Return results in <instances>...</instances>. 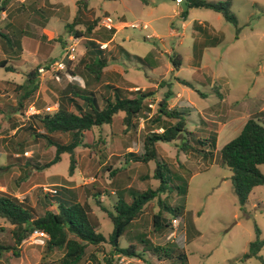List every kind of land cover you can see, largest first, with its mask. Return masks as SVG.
<instances>
[{
    "label": "rangeland",
    "instance_id": "rangeland-1",
    "mask_svg": "<svg viewBox=\"0 0 264 264\" xmlns=\"http://www.w3.org/2000/svg\"><path fill=\"white\" fill-rule=\"evenodd\" d=\"M176 3L180 2L27 0L21 4V22L14 33L8 35L11 45L18 47L25 36L26 48L37 41L43 42V48L37 63L15 65L10 62L8 65L13 70L0 67V76L19 83L26 80L27 72L40 66L42 69L38 70L35 81L38 86L40 82L41 87L37 88L38 93L36 90L28 100L22 101V105L7 99L8 96L0 105L1 192L23 200L35 216L47 209L55 210L56 197L64 202H71L75 197L93 210L92 219L99 220V231L107 237L113 225L107 213L97 205L92 192L100 191L99 200L112 209L120 195L128 196L132 190L140 192L159 185V180L153 176L155 161L143 164L129 157L125 160L123 154L142 151L143 138L149 130L147 121L140 118L147 115L143 112L127 134L122 132L121 113L111 124L85 132V142L89 147L83 145L75 149L76 164L72 175H69L68 153H63L57 163L40 168L54 156L55 148L48 147L40 136L43 129L38 119L33 118L36 113L28 112V107L39 109L41 116L46 112V106L52 107L47 112L56 110V102L71 107L67 100L72 96L69 84L86 85L93 90L100 105L106 95L112 96L113 89L107 84L124 91L128 90L127 87L139 86L130 88L131 92L153 90L155 94L145 101L153 104V107H148L152 113L156 112L158 103L169 90L167 103L172 104L169 108L182 107L186 129L203 138L212 133L213 127L202 124L200 120L210 119L213 115L218 125L231 114L243 118L253 114L252 118L264 125V0H230L236 26L208 8H187V0ZM185 8L188 16L182 18L178 13ZM74 17H80L81 23L74 26L80 30L86 29V22L90 19L99 18L91 34L97 46L100 42L107 43L101 53L107 63L99 79L84 68V64L94 57L88 51L91 50L88 42L68 33L66 24L71 23ZM105 17H110L113 25L120 22L126 25L116 31L114 26L108 30L102 23ZM198 20L206 28V33L201 31L199 34V29H193V23ZM213 36L217 40L211 42ZM0 41L4 43V40ZM70 45L77 48L74 56H80L73 67L75 74L68 73L65 67H48L53 61L67 63L66 50ZM172 53L180 56L181 64L177 69L170 61ZM179 79L191 85H185ZM160 82L163 86H157V90L149 88ZM213 88L221 92V98L211 94ZM10 94L13 92L7 95ZM20 94L19 90L17 95ZM13 112L17 114L10 118ZM217 114L223 120L217 118ZM163 120V125L174 121L169 118ZM140 123L145 127L141 128ZM182 134L185 139L177 137L170 142H157L161 146L158 157L166 163L162 167L165 192L148 201L119 238L121 247L136 245L141 258L116 254L114 262L262 264L257 256L243 255L248 252L249 243L256 238V228L260 231L259 237L264 239V184L254 187L241 206L231 182L232 172L220 164V150L206 157L202 152L190 149L185 153L181 142L190 140L191 135ZM235 134L219 136L217 148ZM56 139L67 141L69 138L60 135ZM125 140L132 144V149L124 150ZM190 142L193 147L201 148L194 140ZM111 152L118 154L109 155ZM100 163H103L101 168ZM259 169L264 175V164L259 165ZM89 176L93 179L89 180ZM49 187L57 190L55 197L46 194ZM157 213L160 214V225L156 229L153 215ZM173 218L177 219V224L172 223ZM13 228L0 218V244L10 245L17 252L14 255L12 250L4 251L0 264H37L41 259L47 264L59 261L63 250L47 251L42 237L29 236L16 245ZM152 247L159 250H146ZM107 251L106 245L99 246L97 251L93 245H88L81 263L94 264L93 254L102 262ZM258 255L264 258V245Z\"/></svg>",
    "mask_w": 264,
    "mask_h": 264
},
{
    "label": "trees",
    "instance_id": "trees-1",
    "mask_svg": "<svg viewBox=\"0 0 264 264\" xmlns=\"http://www.w3.org/2000/svg\"><path fill=\"white\" fill-rule=\"evenodd\" d=\"M81 1L85 2V0H79V3ZM186 5L187 8H208L220 13L225 21L232 22L234 26L237 25L236 17L230 11V0H187ZM187 8L180 12L182 18H185L188 14ZM79 18L74 17L71 23L66 24V28L68 33L74 34L77 38H83L86 43L88 42V48L91 47V50L88 51L93 53L94 57L84 64V68L95 79H99L102 69L107 63L106 57L101 54L104 50L100 48V43L102 42L97 46L95 39L91 37L99 18L87 21L85 30L74 29L76 24L81 23ZM111 29L113 28L108 30ZM0 39L4 40V43L6 42L12 48L11 38L1 30ZM76 52L77 48L75 49ZM96 53H100V55ZM79 57L74 56V59L67 58V63H64V67L68 73L75 74L73 67L79 62ZM170 61L175 69L181 64L180 56L175 53L170 55ZM0 67H4L6 70H13L11 65H7V61L0 62ZM38 73L37 68L31 69L27 72L24 83L18 85L21 93L18 104L22 105V101L28 100L37 90L38 83L35 78ZM178 81L185 85H191L185 80L179 79ZM107 86L113 89V97L106 96L101 105L93 90L86 85L81 87L79 84H70L69 90L72 96L67 97V100L71 107H66L64 104L61 105L59 103L53 112H45L43 116H41L40 112L34 114V120L38 119L43 129V133L40 136L45 139L48 147L54 146L55 148L54 156L40 168L44 169L57 163L63 153H68L70 155L69 175H72L76 164L75 149L83 145L89 147L85 142V132L91 131L94 127L111 124L114 117L119 113H121L123 132H127L130 127L136 125V121L142 112L149 110L148 103H145V100L151 98L154 95V91L137 89L131 92L129 90L124 91L122 88L110 84H107ZM159 86L161 87L163 84L160 82ZM169 95L170 91L168 90L158 103L156 112L150 117L152 119L151 122L158 126L157 129L161 128L162 130H148L143 138L142 151L140 153H126V160L129 157L130 160L143 164L155 161L153 176L159 180V185L156 188L150 187L140 192L132 190L128 196L120 195L112 209L101 203L99 200L100 191L92 192L97 205L102 211L107 213L112 222L113 229L107 237L99 231V224L97 223L99 220L95 217L96 221L92 219L93 210L86 203L76 200L75 197H73L75 201L72 199L71 202H64L56 197L54 198L55 210L47 209L41 215L35 216L32 210L24 205L23 200L10 193L0 191V218L14 226L12 236L15 244H20L34 230H41L46 234L43 239V246H45L47 251L63 250V254L56 264H82L81 261L88 245H93L96 251L99 246H108V251L105 253L102 262L98 261L97 256L93 254V259L96 260L94 264H116L114 262L116 254L141 258L134 244L121 247L119 238L124 233L127 225L142 211L148 201L165 192L164 184L166 180L162 173V167L166 163L159 159L156 143L170 142L177 137L185 139L182 134V132H185L191 137L189 138L190 140L186 138L187 141L181 142L183 152L186 153L190 149L194 152H202L205 157L211 154V152L205 153L206 150L203 146L205 143L213 141V139L195 137L196 133L187 130L185 119L182 116L185 113L175 106L172 108L168 107L167 98ZM78 101H81V103ZM164 118L173 119L174 121H170L168 125H163ZM192 133L194 137H192ZM60 135L64 138L67 136L69 139L67 141L56 139ZM192 140L196 144L201 145V148L193 147L190 142ZM220 164L232 172L231 182L233 189L238 203L243 206L253 188L264 184V175L259 169V165L264 164V125L254 118H249L241 131L221 147ZM46 194L55 197L58 193L56 190L55 194ZM153 225L156 229L160 225L159 213L153 215ZM256 233L255 240L249 243L248 252L244 253L243 256H257L261 263L264 264V258L258 255L264 245V239L259 237L260 231L258 228H256ZM8 250H12L13 254L17 255L12 246L0 244V257L4 251ZM146 250L158 251L159 248L152 247ZM37 264L47 263L41 259Z\"/></svg>",
    "mask_w": 264,
    "mask_h": 264
},
{
    "label": "crops",
    "instance_id": "crops-1",
    "mask_svg": "<svg viewBox=\"0 0 264 264\" xmlns=\"http://www.w3.org/2000/svg\"><path fill=\"white\" fill-rule=\"evenodd\" d=\"M26 1L27 0H1L0 1V24L5 21L4 24H2V26L0 28V30L2 32H4L7 35H10V34L14 33V30H16L17 25L21 22V16H23L21 14V12H20V9L23 7V6H21V4L25 3ZM182 2H183V0L180 3H182ZM18 3H19V5H18ZM180 3H176V4H180ZM45 4H47V2H45ZM180 12L178 13L179 16H180ZM187 16H188V14H187ZM125 25H126L125 22H120V23H118L116 25H113V26H114L115 31H116V30H119V29L123 28ZM193 25H194L193 29H195V30L199 29V34L202 33L201 31L206 33V28L203 27V24L200 23V20H198L197 22L195 21L193 23ZM182 27L185 28L186 26L183 24ZM21 40H22L21 41L22 43L20 41H18V43L20 42L19 43L20 44L19 47L13 46L12 48L6 42L2 43L0 41V62L7 61V65L10 62H13V64H15V65H18V64L20 65V63H23V65H25L26 62H29L30 64H34V63H37L39 61V53L41 52V48H43L42 47V43L43 42L37 41L33 46H31V47L29 46V48H26L25 43H24V41H26V37L24 36ZM216 40H217V38L215 36H213L211 38V42H214ZM202 43H204V41H202ZM14 44H16V42H14ZM37 67L39 68L40 66H37ZM24 81L17 83L13 79H9V78L4 79L2 76H0V105L3 103L2 100L5 99L4 98L5 96H8L7 99L11 98L14 103H18V100L21 97V96L17 95V93L20 90L18 85L24 83ZM68 86H70V84ZM136 86L127 87V89L130 90V88H135ZM157 86H159V83H155L154 86H150L149 88L154 87V89L157 90ZM40 87H41V85H40V82H39L38 89ZM137 87H139V86H137ZM38 89H37L36 93L39 92ZM9 92H13V94H10V96L7 95ZM210 92H211V94L221 98L222 94L216 88H213L212 90H210ZM15 94L17 96H15ZM154 94H155V92H154ZM199 94L201 96H205L204 93H199ZM106 96H109V94L106 95ZM14 103H12V104H14ZM59 103L62 105L61 102H56L54 104V105H56V108H57ZM170 106H172V104L168 103V107H170ZM180 109H182V107H180ZM37 110L40 111L39 109H37ZM0 112H1V110H0ZM143 113L147 114V115H142L140 118L143 117V120L147 121V127L149 128L150 131L162 130L161 128L157 129L158 126H156V124L154 122H151L152 119H150V117L153 114L152 112L147 110V111H143ZM257 113H259V112H257ZM16 114H17V112L11 113L10 118H13V116L16 115ZM252 115L253 114H250V115H247L246 117L243 118L241 116H236V115L231 114L230 116H228L226 118V121H225V120H223L221 115L217 114V118L221 117L222 120H223L219 125H218V122L213 120V118H215V115H213L210 119H201L200 122L202 124H205V125L209 124V125H211V127H213L212 133L209 134L207 137L203 138V137H200V136H196V137L201 138V139H206V138L211 139V140L213 139V141H211V142H209L207 144L206 143L204 144V146H205L204 149L206 150L205 153L211 152L210 156H212V154L215 151H219L221 149V147L226 142L229 141V140H225L224 144L222 146H220L219 148H217V143H218L219 136H222V135H225V134L227 135L228 133H231V134L232 133H236L235 135H237L241 131V129H242L243 125L245 124V122L249 118H252ZM171 122H173V121H171ZM150 123H152L151 126H149ZM211 123H213V124H211ZM140 125H141V128L145 127V125H142V123H140ZM140 125H139V128H140ZM153 125L156 126V127L152 128ZM227 127H228V129L226 130ZM122 132H123V130H122ZM196 135H197V133H196ZM123 145L125 146L124 150H129V149L133 148L132 144L129 141H127V140H125ZM156 148H157V152H159V150H160L159 148H161V146H159L158 143H156ZM117 152H111L109 155L116 154ZM135 152H138V151H135ZM126 153L127 152L123 153L124 156H125V160L127 158ZM119 155H120V153H119ZM102 166H103V163H100L99 168H101ZM91 178L93 179L92 176L88 177L89 180H91ZM129 187H131V186H129ZM131 188H129V189H131ZM136 248H137V246H136ZM0 261H1V259H0Z\"/></svg>",
    "mask_w": 264,
    "mask_h": 264
},
{
    "label": "built area",
    "instance_id": "built-area-1",
    "mask_svg": "<svg viewBox=\"0 0 264 264\" xmlns=\"http://www.w3.org/2000/svg\"><path fill=\"white\" fill-rule=\"evenodd\" d=\"M175 1H176V2H181L182 0H175ZM102 23H103V26H104L105 28H107V29H110V28H112V26H113V24H112V20H111L110 17H105V18L102 20ZM131 26H132V27H135L136 25L131 24ZM106 46H107V43H105V42L100 43V48L105 49ZM74 53H75V47H72V46L70 45V46L68 47V49L66 50V57H67L68 59H74ZM64 66H65V65H64V62H63V61H53V62L49 65V67H52V69H53V68H64ZM40 69H42V68H40ZM40 69L38 68L39 71H40ZM148 106H149V107H153V104H152V103H148ZM51 108H52V107L47 106V107H45V111H46V112H47V111H50ZM28 112L36 113V114H37V113H39L40 111H38L36 108H34V106H30V107H28ZM47 192H48V193H51V194H55V193H56V189L49 187V188L47 189ZM177 222H178L177 219H175V218L172 219V223H173V224H177ZM30 236H32V237H42V238L44 239V238L46 237V234H45L43 231H41V230H34Z\"/></svg>",
    "mask_w": 264,
    "mask_h": 264
}]
</instances>
